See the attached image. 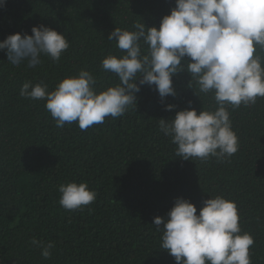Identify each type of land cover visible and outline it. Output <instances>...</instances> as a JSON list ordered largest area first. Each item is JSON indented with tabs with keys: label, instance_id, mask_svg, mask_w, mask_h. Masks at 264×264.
Returning a JSON list of instances; mask_svg holds the SVG:
<instances>
[{
	"label": "trees",
	"instance_id": "1",
	"mask_svg": "<svg viewBox=\"0 0 264 264\" xmlns=\"http://www.w3.org/2000/svg\"><path fill=\"white\" fill-rule=\"evenodd\" d=\"M173 7L175 0H6L0 6V41L43 24L69 43L58 62L42 56L36 67L14 66L0 51V264H175L160 247L153 218L166 219L177 197L199 214L202 202L216 195L235 202L242 231L254 239L252 264H264V98L229 109L239 144L234 155L190 161L176 156L177 146L158 127L176 111L216 107L186 71L172 77L175 98L161 101L154 86L142 85L122 116L85 131L76 123L56 127L44 100L19 94L26 81L52 90L81 68L93 74L98 90L119 83L100 66L109 54L123 55L108 34L115 27L134 30L135 23L159 28ZM166 104L176 107L167 111ZM72 181L86 182L96 199L82 209L63 208L58 186ZM33 237L55 242L50 259L31 244Z\"/></svg>",
	"mask_w": 264,
	"mask_h": 264
},
{
	"label": "clouds",
	"instance_id": "2",
	"mask_svg": "<svg viewBox=\"0 0 264 264\" xmlns=\"http://www.w3.org/2000/svg\"><path fill=\"white\" fill-rule=\"evenodd\" d=\"M5 2L0 0V6ZM133 29L115 27L108 41H115L123 55L109 54L101 60V68L119 83L98 90L93 74L81 68L52 90L43 82L26 81L20 96L44 100L56 127L76 123L85 131L103 124L106 117L122 116L135 105L142 85L154 86L161 101L175 98L172 77L186 71L200 93L213 95L216 107L201 108L199 114L194 108L176 111L171 120H158L160 132L171 138L176 156L183 160L224 161L234 155L239 144L229 109L249 107L264 98V0H175L159 28L135 23ZM30 31L0 41V51L14 66L26 61L28 67H36L42 56L58 62L69 47L63 33L43 24ZM175 107L166 104L165 110ZM58 191L59 204L66 210L82 209L97 195L86 182L62 183ZM202 203L197 214L188 199L177 197L166 219L153 218L162 232L161 249L175 264H252L254 239L242 231L235 202L216 195ZM31 244L45 260L51 258L54 241L33 237Z\"/></svg>",
	"mask_w": 264,
	"mask_h": 264
}]
</instances>
